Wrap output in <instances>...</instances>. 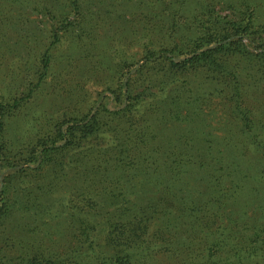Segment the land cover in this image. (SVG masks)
<instances>
[{
    "label": "rangeland",
    "instance_id": "374dc122",
    "mask_svg": "<svg viewBox=\"0 0 264 264\" xmlns=\"http://www.w3.org/2000/svg\"><path fill=\"white\" fill-rule=\"evenodd\" d=\"M72 3L0 0V95L21 100L7 120L10 144L27 150L53 125L86 116L80 124L87 123L95 113L103 128L98 139L63 153L71 162L64 170L23 162L8 169L21 201L0 225V247H9L8 255L20 248L40 255L53 251L65 264H114L127 244L117 234L123 225L127 233L136 226L127 215L140 210L141 244L139 237L130 243L139 245L144 261L134 264H179L186 250L200 252L209 229L224 241L223 252L240 250L234 224L218 210L233 208L219 197L215 179L236 159L245 169L255 159L234 147L248 140L237 132L216 85H204L205 95L188 91L184 108L170 103L175 94L167 85L134 107L129 123H109L119 116L112 93L119 64H141L144 46L157 49L170 41L171 25L160 16L166 7L156 0H76L83 30L59 31L58 20L74 21ZM47 54L51 63L44 70ZM172 192L194 207L191 224L164 209ZM114 223L123 224L117 233Z\"/></svg>",
    "mask_w": 264,
    "mask_h": 264
},
{
    "label": "trees",
    "instance_id": "16d2710c",
    "mask_svg": "<svg viewBox=\"0 0 264 264\" xmlns=\"http://www.w3.org/2000/svg\"><path fill=\"white\" fill-rule=\"evenodd\" d=\"M75 1L72 0L76 15L74 21L68 18L58 20L59 31L83 30ZM156 1L166 7L165 13L160 16L168 19L167 24L171 25L170 41L159 44L157 49L144 46L141 64L130 59H124L119 64L117 85L112 92L113 106L118 109L119 116L107 120L114 123L123 118V124L126 121L129 123L131 110L147 98L155 97L157 91L167 85L173 86L171 93L175 94L170 103L182 108L189 103L188 91L193 93L196 88V94L205 95L207 89L202 91L204 85H216V93L221 95V102L227 108L232 123L236 124L237 132L248 140L234 147L247 150L255 159V163L246 169L242 160L236 159V164H227L230 171L222 172L215 179L221 193L219 197L223 202H230L233 208L230 211L226 210L228 207L218 210H221L227 222L234 224L232 229L236 232L240 250L223 252L224 241L209 229L204 234L205 243L199 244L200 252L194 254L186 250L179 264H264V0ZM44 58L43 67L46 70L51 57L47 54ZM199 76L203 79L200 80ZM163 98L169 99L167 96ZM20 101L0 95V225L21 201L13 192L16 187H12L11 175L6 173L8 169H15L23 162L24 165H38L40 169L54 164L64 170L63 167H69L71 162L67 156L65 159L63 153L81 147L84 141L88 143L92 138L98 139V133L103 129L96 120V113L83 124L80 123L87 116L82 121L72 118L68 123L53 125L50 130L38 135L27 150L21 149L16 143L10 144L7 134V120L18 111ZM193 102L197 105L199 100ZM175 111L178 118V111ZM168 117L174 115L170 113ZM109 123L104 126L107 127ZM126 151V147H123V152ZM172 197L163 201L164 209L171 207L170 217L190 219L191 222L187 224H191L196 218L192 214L194 207L182 201L177 193L172 192ZM19 205L25 212L33 211L29 204ZM43 209L48 213V209ZM127 216L129 221L137 224L134 223L136 226L128 233L122 224L123 231L117 236L127 244L124 245L123 256L115 255L112 258L114 264L144 261L138 250L139 245L130 243V238L139 237L136 243L141 244V234L138 232L142 231L140 224L145 220L140 210ZM114 224L111 228L117 233L122 225ZM175 229L178 230V226ZM6 249L9 250V247H0V264H65L53 251L40 255L20 248V251L14 250V255L10 252L8 255L4 251Z\"/></svg>",
    "mask_w": 264,
    "mask_h": 264
}]
</instances>
